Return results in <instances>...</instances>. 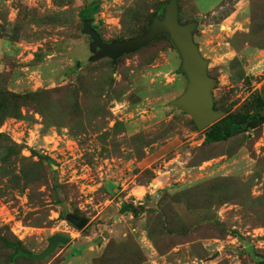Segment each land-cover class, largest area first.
<instances>
[{"label": "rangeland", "instance_id": "374dc122", "mask_svg": "<svg viewBox=\"0 0 264 264\" xmlns=\"http://www.w3.org/2000/svg\"><path fill=\"white\" fill-rule=\"evenodd\" d=\"M167 2L0 0V264H264V122L206 143L172 104L187 79L166 34L91 60L87 4L110 43ZM178 15L216 108L242 120L264 97V0H178ZM55 234L69 242L31 259Z\"/></svg>", "mask_w": 264, "mask_h": 264}, {"label": "water", "instance_id": "95a60500", "mask_svg": "<svg viewBox=\"0 0 264 264\" xmlns=\"http://www.w3.org/2000/svg\"><path fill=\"white\" fill-rule=\"evenodd\" d=\"M83 34L91 39L90 51L98 50L91 60L110 59L112 62L117 58L134 53L140 48L148 45L157 36L166 34L169 36L181 59L180 70L187 79L184 93L172 102L181 108L193 121L198 130H204L214 122L221 119L225 113L214 108L212 89L215 79L210 77L207 71V60H205L197 44L193 40L192 32L196 22L191 21L182 24L178 15V0H168L162 9L160 16H154L148 31L142 36L129 39L115 40L110 43L104 42L98 32L91 28L89 18L82 21ZM72 224L82 228L85 222L69 217ZM100 241V239H98ZM69 242V238L62 234L52 235L47 239V246L38 254L30 256L33 260L41 261L49 256L59 245Z\"/></svg>", "mask_w": 264, "mask_h": 264}, {"label": "trees", "instance_id": "16d2710c", "mask_svg": "<svg viewBox=\"0 0 264 264\" xmlns=\"http://www.w3.org/2000/svg\"><path fill=\"white\" fill-rule=\"evenodd\" d=\"M165 4L166 3H162L159 6L157 11L152 16L151 21H152L154 16H160L162 14V9L165 6ZM91 8H92V6L90 4H87L80 11L81 23L84 19L90 18L89 15L91 13L89 14L88 10L89 9L91 10ZM151 21H150V23H151ZM149 26H150V24H149ZM91 28L95 30V27L92 23H91ZM136 37H139V36H136ZM136 37H133V38H136ZM142 48H140V49H142ZM137 51H135V52H137ZM213 102H214V108L217 109L216 108V101L214 98H213ZM261 122H264V97H262V98L255 97L254 108L242 120L233 119L229 114H225L221 119H219L218 121L214 122L212 125L207 127L206 129H204L203 130L204 141L206 143H214V142L224 141L228 138H231L237 134H240L242 132H245V131L251 129L255 124L261 123ZM129 209H130V205L124 203L121 206L120 211L126 212V211H129ZM19 254H21V255L24 254L26 256L27 253H25L24 251H20Z\"/></svg>", "mask_w": 264, "mask_h": 264}]
</instances>
